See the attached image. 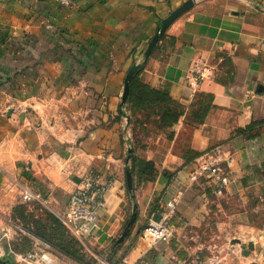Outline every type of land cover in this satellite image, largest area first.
Listing matches in <instances>:
<instances>
[{"label": "crops", "instance_id": "crops-1", "mask_svg": "<svg viewBox=\"0 0 264 264\" xmlns=\"http://www.w3.org/2000/svg\"><path fill=\"white\" fill-rule=\"evenodd\" d=\"M186 1L0 0V208L29 187L65 209L80 178L96 170L116 183L88 237L104 251L122 242L118 264L142 253L152 264L199 257V235L189 233L199 228L214 229L231 264H264V123L252 137L238 132L264 119V0H195L146 57L161 22ZM197 60L212 75L191 94L187 74ZM134 64L139 83L179 109L169 127L144 122L151 134L133 146L123 95ZM220 144L238 151L224 194L191 188L175 212L178 237L149 248L141 238L148 220L184 186L196 158ZM133 147L155 162L156 175L129 193Z\"/></svg>", "mask_w": 264, "mask_h": 264}, {"label": "built area", "instance_id": "built-area-1", "mask_svg": "<svg viewBox=\"0 0 264 264\" xmlns=\"http://www.w3.org/2000/svg\"><path fill=\"white\" fill-rule=\"evenodd\" d=\"M63 6H71L74 0H56ZM212 75V67L201 60L194 61L188 71L187 79L191 94H195L202 83ZM238 151L226 144L217 145L199 155L189 170L187 180L183 187L173 192L160 212V219L152 216L141 234L143 241L149 248L167 246L178 237V224L174 220L177 211L186 193L197 186L203 194L209 190L217 196L224 194L232 182V169ZM116 177L112 174L104 175L96 170H88L79 180L70 193L62 214V220L68 231L77 238L88 237L99 227L103 212L107 207V195L115 185ZM24 202L43 201L42 195L29 187H24L21 194ZM207 197V196H206ZM22 255H20L21 257ZM25 260L49 259L46 253L39 255L36 251L30 252ZM177 264H231L221 254H212L206 257H192L178 260ZM121 264H152L145 253L132 259L124 256Z\"/></svg>", "mask_w": 264, "mask_h": 264}, {"label": "rangeland", "instance_id": "rangeland-1", "mask_svg": "<svg viewBox=\"0 0 264 264\" xmlns=\"http://www.w3.org/2000/svg\"><path fill=\"white\" fill-rule=\"evenodd\" d=\"M128 111L131 119V111L129 109ZM133 117L135 119L138 117L140 123L133 126L132 145L135 142H142L141 137L151 134L143 129L144 122L152 124L156 127L155 130L159 129L158 120L149 113L137 112ZM137 126L140 127L139 130ZM166 134L170 136V133ZM133 203V201L129 203V213H132ZM63 204V201L55 203L44 198L43 201L24 202L22 197H19L12 208L9 205V210L0 208V261L10 259L15 264H107L103 255L104 248L93 242L92 238H77L67 233L61 219ZM254 220L257 222V219ZM189 233L199 235L196 241L192 240L195 241L194 244L197 243L199 257L216 253L222 255L219 250L220 238L213 237L214 229H191ZM34 251L39 255L46 253L49 259L36 262L22 258Z\"/></svg>", "mask_w": 264, "mask_h": 264}, {"label": "trees", "instance_id": "trees-1", "mask_svg": "<svg viewBox=\"0 0 264 264\" xmlns=\"http://www.w3.org/2000/svg\"><path fill=\"white\" fill-rule=\"evenodd\" d=\"M141 68L142 67L138 68L134 72L133 78L130 83V92L127 100L129 103L128 109H130L132 115L130 123L133 124V120L135 124L140 123L138 120L139 118L135 119L133 115L134 113H139L140 111L144 110V114L149 113L150 116L152 115L156 117V120H158L159 122V127H169L170 124H173L178 119V115L174 114V111L178 110L179 108L177 107L176 102L172 100L166 92H163L159 89H152L147 84L139 83L137 78L141 71ZM263 123L264 119L253 122L245 128H240L238 132L244 133L247 137H252L255 135L254 133H252L254 128H256L255 125ZM130 169L133 176V188L135 185V181L141 182L143 180H152L156 175L155 162L153 160H147L143 157L138 156L136 154L135 147H133L132 150ZM128 192H133V190ZM66 231L67 233L71 234L67 228ZM121 246L122 242L114 240L109 250L103 252L104 257L112 264H118L120 257L117 256V253L119 249H121Z\"/></svg>", "mask_w": 264, "mask_h": 264}, {"label": "water", "instance_id": "water-1", "mask_svg": "<svg viewBox=\"0 0 264 264\" xmlns=\"http://www.w3.org/2000/svg\"><path fill=\"white\" fill-rule=\"evenodd\" d=\"M195 0H188L185 3H183L180 7H178L176 10H174L167 18H165L160 26L159 29L156 33V35L153 37V39L151 40V42L149 43V46L145 52L146 57H148L151 52L153 51L154 47L156 46L157 42L159 41L160 37L162 36V34L165 32L166 28L177 18L179 17L181 14H183L186 10H188L193 4H194ZM140 67V65L134 64L131 66V68L129 69L128 73H127V77H126V81H125V90H124V95H123V102L125 103L127 101L128 95H129V91H130V83L131 80L133 78L134 72ZM129 152L131 155L132 149H129ZM127 184H128V188L130 191L133 190V176H132V172L131 169L128 168L127 170ZM137 205L134 204V212L132 214V218L129 222V226L135 222L136 220V216H137ZM160 214H157L156 216H154V219L159 220L160 219ZM126 234V233H124ZM125 236V235H124ZM124 236H122L120 238V241L124 238Z\"/></svg>", "mask_w": 264, "mask_h": 264}, {"label": "flooded vegetation", "instance_id": "flooded-vegetation-1", "mask_svg": "<svg viewBox=\"0 0 264 264\" xmlns=\"http://www.w3.org/2000/svg\"><path fill=\"white\" fill-rule=\"evenodd\" d=\"M0 264H15V263L12 262L10 259H3L2 261H0Z\"/></svg>", "mask_w": 264, "mask_h": 264}]
</instances>
